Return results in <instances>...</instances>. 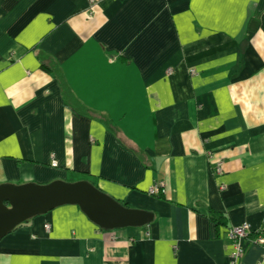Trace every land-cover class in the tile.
<instances>
[{"label":"crops","instance_id":"crops-1","mask_svg":"<svg viewBox=\"0 0 264 264\" xmlns=\"http://www.w3.org/2000/svg\"><path fill=\"white\" fill-rule=\"evenodd\" d=\"M55 180L152 221L102 230L61 206L0 264H228L242 224L239 264H264V0H0V185Z\"/></svg>","mask_w":264,"mask_h":264},{"label":"water","instance_id":"water-1","mask_svg":"<svg viewBox=\"0 0 264 264\" xmlns=\"http://www.w3.org/2000/svg\"><path fill=\"white\" fill-rule=\"evenodd\" d=\"M76 206L102 230L140 228L152 215L124 207L87 181L0 185V241L19 225L61 206Z\"/></svg>","mask_w":264,"mask_h":264},{"label":"built area","instance_id":"built-area-1","mask_svg":"<svg viewBox=\"0 0 264 264\" xmlns=\"http://www.w3.org/2000/svg\"><path fill=\"white\" fill-rule=\"evenodd\" d=\"M94 0H90L93 2ZM50 165L52 167L57 166V162L54 159V156H51ZM216 172L221 174L220 164L216 166ZM162 183H155L149 190L148 194L150 196H157L161 192ZM220 189H224V186L220 187ZM45 229H48V226H45ZM250 234V227L248 224H242L240 226H234L227 230L226 235L228 240L230 241L231 250L228 256V264H239V261L244 253L243 248V240H245ZM252 240H250L254 245L260 246L264 245V238L262 237V232L258 231L254 233L252 236Z\"/></svg>","mask_w":264,"mask_h":264},{"label":"trees","instance_id":"trees-1","mask_svg":"<svg viewBox=\"0 0 264 264\" xmlns=\"http://www.w3.org/2000/svg\"><path fill=\"white\" fill-rule=\"evenodd\" d=\"M59 79H61V78H59ZM61 86L63 87V99H64V102L65 103H67L68 105H70V106H72L73 105V101H72V99L70 98V96L68 95V91H67V88L65 87V85H64V82H63V80H61ZM157 196H159V195H157ZM120 203V202H119ZM121 205H123L124 207H127V205L125 204V203H120ZM212 217H211V220L212 221H214V222H220L219 220L221 219V217L219 216V215H217V214H212L211 215ZM217 223V224H218ZM20 226V225H19ZM18 226V227H19Z\"/></svg>","mask_w":264,"mask_h":264}]
</instances>
